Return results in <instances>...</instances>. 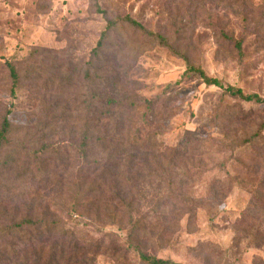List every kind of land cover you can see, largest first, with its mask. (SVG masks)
I'll list each match as a JSON object with an SVG mask.
<instances>
[{"label": "rangeland", "instance_id": "374dc122", "mask_svg": "<svg viewBox=\"0 0 264 264\" xmlns=\"http://www.w3.org/2000/svg\"><path fill=\"white\" fill-rule=\"evenodd\" d=\"M106 17H131L170 43L184 40L209 77L264 99V0H0V127L8 111L12 124L0 155V264H34L61 246L64 229L103 243L97 264H143L125 212L104 204L88 211L82 193L94 182L96 164L121 163L126 174L135 167L132 180L153 173L139 178V188L155 203L166 158L158 147L173 149L188 137L207 140L192 161L197 176L188 188L197 214L189 223L188 215H148L152 205L135 210L134 220H150L143 252L175 264H264V104L223 97L197 75L177 85L186 62L121 26L109 35L114 55L96 82L93 53L107 32ZM9 63L22 79L14 94ZM100 96L134 108L97 114ZM170 97L166 115L148 110V102L161 107ZM116 137L127 145L112 146ZM147 141L140 153L129 145ZM213 184L228 194L215 196ZM50 222L59 226L48 231Z\"/></svg>", "mask_w": 264, "mask_h": 264}, {"label": "trees", "instance_id": "16d2710c", "mask_svg": "<svg viewBox=\"0 0 264 264\" xmlns=\"http://www.w3.org/2000/svg\"><path fill=\"white\" fill-rule=\"evenodd\" d=\"M95 8L96 12L107 16V13L103 11L99 5L95 4ZM107 21V32L103 35L93 53L96 60V82L101 81L104 74L108 72L110 62L107 57L114 55L106 45L109 35L121 26L124 30H131L135 34L149 40L150 43L170 50L173 55L186 62V71L184 72L181 80L178 81L177 85L181 84L183 80L189 78L191 75H197L207 87H216L222 90L223 97H229L234 100L255 105L264 104V99L259 95H247L239 88L225 85L222 81L209 77L202 68L195 66L191 58V55L193 54V47L192 45L187 44L184 40H176L174 43H170L164 36L158 33L149 32L142 24L135 21L131 17L116 18L115 20L107 18ZM235 48L241 53L242 47L240 43H236ZM7 68L13 85L12 94H14L15 90L20 87L22 79L20 77L19 70L12 64L9 63ZM170 88H172V86H168L166 90H169ZM171 100L172 97L165 100L161 107L159 101H151L147 103V108L152 114L156 111L160 112L162 110L164 112L163 115H166L169 110L168 105L171 104ZM94 107L97 114L100 112V109L112 108L125 110L128 108L130 110L131 108L127 103L109 96L97 97ZM133 108L134 107L132 106L131 109ZM10 115L11 111H8L0 127V155L9 145L10 137L12 135V124L9 120ZM234 116H236V113H234ZM101 120H106V123H108L110 118L102 116ZM216 123L222 130H225V128L221 125L219 113L216 115ZM87 142L88 138L86 137L85 144L82 149V157L85 159H87L88 150L90 149ZM110 142L115 148H123L127 145V142L122 137L113 138ZM205 142H207L206 139L188 137L182 145L173 149L161 151L160 146L158 147L159 150H157V153H160L166 158L164 159V164H161L158 170L160 182L157 186V190H159L161 197L155 203L148 200L149 192L145 187L143 189L139 188L140 182H142L139 178L146 177L151 179L153 178V173H148L143 176L144 174L138 172L136 175L138 178L136 180H132V178H134L132 174L135 167H130L126 174L124 169L121 168V163H115L111 169H107L105 167L104 169L99 164H96L93 171V175L95 177L94 182L86 194L82 193V199L87 200L84 203L83 208H87L88 211L95 208L97 212H99L104 204L107 209L112 206L116 212H125L131 225L129 239L130 241L133 238L137 240V247H135V250H137L141 262L143 264H175L170 260H161L150 257L143 252V248H145L147 244L146 239L143 237V233L147 231L150 220L148 217H142V219L134 220L132 215L135 210L138 213L152 205V208L148 211V215H172L175 219L183 218L185 215H188V221L189 223H192L194 216L197 214L195 200L188 195V188L197 176L192 171V161L195 156H198L199 148H201ZM249 143H251V141H249ZM148 144L149 141L145 144L142 143V145H139L138 142L129 143L130 146L135 148L136 153L147 150L149 147ZM136 158L137 157L135 156L133 157L134 162ZM136 181L137 183L135 185V189H133V183L135 184ZM82 185L83 184L81 183L78 186L80 191H82ZM213 185L212 191L215 196L221 197L228 194L226 187L218 184ZM107 218L115 220L117 215L110 214ZM121 221H124V219ZM58 226L59 223L50 222L47 230H54ZM20 228H23V225H20ZM60 240V247L49 248L48 254L45 257H37L34 264H97L98 257L103 253V243H89L82 237L70 234L65 229ZM27 262L25 264H28Z\"/></svg>", "mask_w": 264, "mask_h": 264}]
</instances>
